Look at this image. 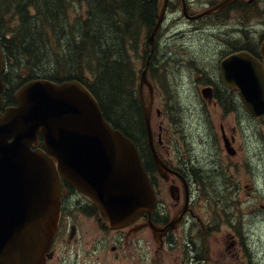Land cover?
<instances>
[{
    "label": "flooded vegetation",
    "instance_id": "flooded-vegetation-1",
    "mask_svg": "<svg viewBox=\"0 0 264 264\" xmlns=\"http://www.w3.org/2000/svg\"><path fill=\"white\" fill-rule=\"evenodd\" d=\"M163 1L157 0L159 9L154 26ZM165 1L163 21L155 34L153 52L148 47L144 59L145 66L148 61L147 78L153 89L150 120L152 142L156 156L162 163L159 168L148 145V133L143 124L140 141L146 144L139 152L156 200L151 217L142 215L132 225L113 230L100 209L95 208L87 196L63 183L61 219L49 251L52 258L45 264H51L61 244L75 246L73 256L86 254V244L82 243L83 234L77 224L79 218L97 225L100 233L98 245L113 236L115 245L109 250L116 255V261L128 260L132 255L133 264H140L142 257L148 255L151 264H205L209 261L205 253L208 238L224 230L228 232V264L239 263L240 254H235V250L238 246L243 247L240 229L244 220L243 213L238 214L240 203L233 194L241 190V183L245 179L256 186L259 180L263 181L264 115L252 116L246 111L239 91L224 83L221 64L226 58L245 52L258 60L264 69L261 56L264 0ZM154 26L146 32V38ZM188 36H196L199 41L211 37V53L204 51L197 54L188 50L181 53L187 49V44L183 42ZM179 37L182 38L181 44H172ZM164 40L171 42L164 45ZM162 69L181 74L178 80L190 93L187 102L200 106L203 114H195V120L191 117L183 120L175 119L164 109L153 108L158 88L154 73ZM14 93L11 105L6 104L3 98L1 113L7 107L16 106ZM165 99L166 105L178 103L174 98ZM136 100L142 117L140 97ZM144 102H149L148 95ZM187 129L191 133L189 136ZM193 131L199 133V151L187 139ZM224 161L226 164L222 165ZM254 161L256 167L260 168L258 171L253 169ZM206 185L212 190L207 188L206 191ZM242 188L253 190L249 185ZM254 191L257 189L254 188ZM252 195L247 193L244 201L248 202ZM252 201L246 205L251 209L248 230L257 228V223L264 224V203L256 205L258 210ZM255 211H258L257 215ZM149 222L154 229L148 225ZM145 233L149 241L140 237ZM130 238L133 240V253L129 249ZM98 248L94 245L91 254H95ZM243 260L240 259L241 262ZM61 263L65 264L64 259Z\"/></svg>",
    "mask_w": 264,
    "mask_h": 264
},
{
    "label": "water",
    "instance_id": "water-1",
    "mask_svg": "<svg viewBox=\"0 0 264 264\" xmlns=\"http://www.w3.org/2000/svg\"><path fill=\"white\" fill-rule=\"evenodd\" d=\"M166 1L148 36L161 26ZM264 60V44L261 48ZM0 44V107L4 60ZM150 57V56H149ZM140 76L142 116L160 168L150 127L152 87ZM222 79L239 91L246 111L264 115V69L245 52L221 64ZM149 89V102L142 87ZM16 107L0 113V264H44L60 217L61 180L90 198L117 230L151 217L155 196L135 144L104 119L98 102L79 81L36 79L15 93ZM39 136L43 149L40 146ZM148 225L154 229L149 222Z\"/></svg>",
    "mask_w": 264,
    "mask_h": 264
},
{
    "label": "trees",
    "instance_id": "trees-1",
    "mask_svg": "<svg viewBox=\"0 0 264 264\" xmlns=\"http://www.w3.org/2000/svg\"><path fill=\"white\" fill-rule=\"evenodd\" d=\"M157 0H0V42L7 62L5 103L33 79L76 80L97 100L104 118L141 150L145 142L138 72L130 53L148 52L142 34L158 14Z\"/></svg>",
    "mask_w": 264,
    "mask_h": 264
},
{
    "label": "rangeland",
    "instance_id": "rangeland-1",
    "mask_svg": "<svg viewBox=\"0 0 264 264\" xmlns=\"http://www.w3.org/2000/svg\"><path fill=\"white\" fill-rule=\"evenodd\" d=\"M143 39L145 38V32L141 36ZM181 39L178 38L177 41L172 42L174 45L176 44H181ZM211 37L210 39L204 37L199 41L196 36H188L184 38L185 44H187V49L181 51V53L187 52V50L190 53H211L210 47H211ZM162 42V40H161ZM171 42L170 40H164L163 44H167ZM170 44V45H172ZM162 46V44H161ZM179 46V45H178ZM177 46V48H179ZM142 50L137 49L136 51H132L130 53V62H131V57L134 60L132 65L134 69L139 73L143 60L141 59L142 57ZM169 70V69H167ZM161 71V72H160ZM158 72L154 73L155 79L158 80V88L156 89V102L153 108H161L166 111L168 114L174 115L175 119H183L187 120L188 117H191L193 120H195V114H203V111L200 106L198 105H190L187 102V98L189 97V94L187 90L183 87L181 82L178 80V76L181 75L179 74H172L170 72H165L163 69ZM164 71V72H163ZM137 86L134 88V95H137ZM177 87V89H176ZM144 96L146 97L147 92L144 89ZM170 97L174 98L178 103L180 104H175V102H171V104H165V98ZM189 129V128H188ZM186 130V133L188 136L191 134L189 130ZM198 134H196L195 131H193L192 135L187 138L189 139V142L195 147V150L199 151V145L201 143L200 139L198 138ZM222 165L226 164V161L221 162ZM255 161L253 162V169L258 171L256 167ZM237 167H240L239 164H236ZM260 167V165H259ZM250 180L245 179L241 183V190L233 195H236L234 198L239 201L240 203V208H238V214L243 213V227L240 229V235L242 236L243 239V247H239L238 249L235 250V254L238 253L239 255V260L238 264H264V224L257 223V228L253 227V230L251 228L248 230L247 229V223L250 220L249 217V211L251 209H248L246 205L248 206L250 204V201H252L254 208L256 205L259 206L260 203H264V178L263 181L259 180L258 185L256 186L255 184H251ZM244 185H249L253 187V190H243L242 187ZM206 191L207 188L212 190L211 187H208L206 185ZM222 189V187H220ZM254 188L257 189V191H254ZM247 193H253V195L250 197L249 201H244L246 200L245 195ZM226 194V193H225ZM258 198V200H257ZM239 207V205H238ZM258 209L259 208H255ZM253 209V210H255ZM258 211H255L254 214L257 215ZM260 214V211H259ZM79 229L81 233L83 234L82 237V243L86 244L84 246L87 250H85L86 254L85 255H80L79 257L73 256V252L75 250V246H68V245H59L56 251V255L54 256L53 260L51 261V264H62L61 261L64 259L65 264H133L131 257L128 260H119L116 261V255L112 254L109 248L111 246H114V238L113 236H110L108 240H106L104 243H98L100 242L98 239L100 238V233H99V228H97V225L94 224L91 221H83L82 219H78L77 222ZM245 224V228H244ZM254 225V222L252 226ZM251 230V231H250ZM228 232L221 230L220 232L214 233L211 235L208 239L209 242L206 244L205 248V253L208 254V259L209 261L206 262L205 264H228L230 254L228 253L226 246H227V241H228ZM144 237L146 241H149V236L145 233L144 235L140 236ZM130 252L133 253L134 251V246L132 244L133 240L130 238ZM149 243V242H148ZM102 244V246H101ZM94 245H96L98 250L95 252V254H91L92 248H94ZM242 246V245H241ZM145 249V248H144ZM108 251V252H107ZM80 253V251L78 252ZM174 255V254H173ZM120 256V255H119ZM225 258V259H222ZM244 259L242 262L240 259ZM249 261L251 263H249ZM140 264H151L150 258L147 255L146 257H142L140 260ZM174 264V263H172Z\"/></svg>",
    "mask_w": 264,
    "mask_h": 264
}]
</instances>
